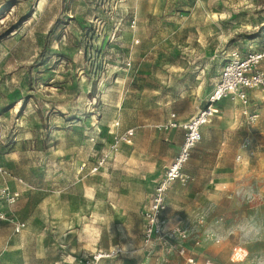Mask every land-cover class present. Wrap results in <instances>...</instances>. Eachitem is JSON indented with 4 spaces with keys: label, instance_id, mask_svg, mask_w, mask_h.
Instances as JSON below:
<instances>
[{
    "label": "rangeland",
    "instance_id": "1",
    "mask_svg": "<svg viewBox=\"0 0 264 264\" xmlns=\"http://www.w3.org/2000/svg\"><path fill=\"white\" fill-rule=\"evenodd\" d=\"M263 39L264 0H0V264H159L141 211L184 137L170 119L197 114L232 50ZM238 104L220 102L193 179L169 192L204 253L239 241L226 228L264 186V109L247 124Z\"/></svg>",
    "mask_w": 264,
    "mask_h": 264
},
{
    "label": "built area",
    "instance_id": "2",
    "mask_svg": "<svg viewBox=\"0 0 264 264\" xmlns=\"http://www.w3.org/2000/svg\"><path fill=\"white\" fill-rule=\"evenodd\" d=\"M252 89L260 90L264 98V39L256 48L250 46L246 53L237 49L232 50L222 68L219 80L214 84L206 103L197 114L183 122L172 121L175 114L172 115L168 126L182 127L185 131L183 141L176 155L166 165L163 175L155 183L148 206L141 211L142 247L150 256H155L159 264H167L168 256L173 254L183 257L186 264H220L209 257L201 263L197 260L193 248L199 247L201 242L198 238L191 239L180 222L171 223L167 195L174 182L180 181L185 184L193 179V174L186 170V164L202 139L204 126L218 114L220 101L233 96L239 100L241 114L247 124H253L259 119V110L250 108L248 92ZM133 135L131 129L125 133L124 138L132 142ZM249 143V140H245L243 145ZM5 190H0V218L6 213L2 207ZM20 229L21 223H18L17 230ZM216 240L220 241L219 238ZM156 250L160 251L157 255ZM122 251V248H117L112 254L117 256L122 254ZM103 253L100 252L97 259L105 256Z\"/></svg>",
    "mask_w": 264,
    "mask_h": 264
},
{
    "label": "crops",
    "instance_id": "3",
    "mask_svg": "<svg viewBox=\"0 0 264 264\" xmlns=\"http://www.w3.org/2000/svg\"><path fill=\"white\" fill-rule=\"evenodd\" d=\"M242 53H246V52H242ZM254 91H256L257 93H254ZM248 96L250 98V100H249L250 108H252V109L257 108L260 112V115H261L262 110L264 109V98L262 96L261 91L257 90V89L250 90L248 92ZM225 99L226 98H224L223 100H225ZM222 101H220V102H222ZM220 102H219V109L221 110ZM238 105H239V108L241 109V104L239 103ZM218 115L219 114H217L216 117ZM184 121H186V120H184ZM262 126H264V124H262ZM247 128H248V130L250 129V127H247ZM245 140L250 141L249 145L252 143L251 139H249L248 137H246ZM182 141H183V139H182ZM182 141L178 145V150H179V147H180ZM254 162L258 163L259 160L254 159L253 163ZM173 184H172V186H173ZM171 187H170V189H171ZM170 189H169L168 195H167L168 215L171 217V223L174 224L178 221L173 219L172 213L175 210H177L178 207L175 206L169 198ZM256 191H257L258 195H260V200L254 206H252L255 209L253 211V214L250 213L249 215H242L243 217L241 216L239 218L237 226H236V224L235 225L232 224V227L230 229L226 228V234H227L228 233L227 231L235 230L234 227H237V229H239L237 231L239 232V235L241 236V237H239L240 238L239 241L234 242V243L229 241V242L225 243L224 245L214 247L211 253H204L203 248H202V244L199 247H195V248H193L192 245H189L190 248L194 249V253L196 255V258L200 263L202 261H204V259L206 257H209V258H212L214 261H216L220 264H264V186L263 187L258 186ZM141 225H142V219H141ZM141 233H142V228H141ZM212 239H215L216 243H220L219 241L216 240V238H212ZM234 240H236V239H234ZM141 245H142V238H141ZM238 246L243 250V252L235 253V249ZM143 250H144V248H143ZM145 252H147V251L145 250ZM158 253H160V251L158 252L156 250L155 254L157 255ZM174 255H176V254H174ZM176 256H178V255H176ZM147 258H149V255ZM178 258H181L182 264H186L183 257L178 256ZM168 259H169V256H168Z\"/></svg>",
    "mask_w": 264,
    "mask_h": 264
},
{
    "label": "bare ground",
    "instance_id": "4",
    "mask_svg": "<svg viewBox=\"0 0 264 264\" xmlns=\"http://www.w3.org/2000/svg\"><path fill=\"white\" fill-rule=\"evenodd\" d=\"M233 100V99H232Z\"/></svg>",
    "mask_w": 264,
    "mask_h": 264
}]
</instances>
